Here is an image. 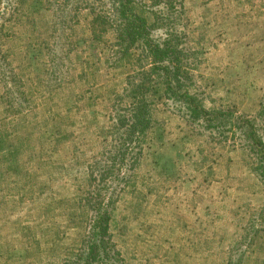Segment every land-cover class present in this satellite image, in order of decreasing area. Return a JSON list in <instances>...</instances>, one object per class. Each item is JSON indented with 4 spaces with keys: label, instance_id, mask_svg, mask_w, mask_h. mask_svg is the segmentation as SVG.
<instances>
[{
    "label": "rangeland",
    "instance_id": "obj_1",
    "mask_svg": "<svg viewBox=\"0 0 264 264\" xmlns=\"http://www.w3.org/2000/svg\"><path fill=\"white\" fill-rule=\"evenodd\" d=\"M132 1L162 43L160 0ZM115 2L0 0V264H66L82 247L90 215L80 204L100 184L116 95L137 59L111 60ZM178 27L204 105L257 118L264 0H184ZM252 167L234 141L210 140L156 103L138 162L121 171L129 183L113 189L109 230L123 264H264Z\"/></svg>",
    "mask_w": 264,
    "mask_h": 264
},
{
    "label": "trees",
    "instance_id": "obj_2",
    "mask_svg": "<svg viewBox=\"0 0 264 264\" xmlns=\"http://www.w3.org/2000/svg\"><path fill=\"white\" fill-rule=\"evenodd\" d=\"M115 1L116 8L111 12L114 16L109 20L108 28L113 33L111 60L129 52H133L129 58L133 55L137 59L120 94L116 95L122 114L115 118L117 136L113 150L103 154L105 160L98 176L100 184L80 204L90 215L88 233L79 253L66 264H123L109 230L115 203L113 189L121 192L129 183L130 176L121 171L131 170L138 162L156 103L174 109L186 122L207 133L208 139L232 140L244 148L252 158V172L264 190V106L257 118H248L243 115L232 117L228 111L204 105L203 93L183 61L187 53L178 25L184 0H160L152 12L154 24L165 32L162 43L150 37L147 19L134 7L132 0ZM80 4H85L83 8L89 12H93L92 6L104 7L103 3ZM104 9L107 8L101 11H107ZM103 190L111 191L110 196L104 198ZM258 218L262 226L260 232L264 233V204ZM239 261V256L230 257L227 264Z\"/></svg>",
    "mask_w": 264,
    "mask_h": 264
}]
</instances>
